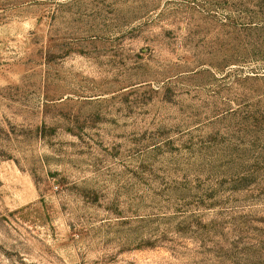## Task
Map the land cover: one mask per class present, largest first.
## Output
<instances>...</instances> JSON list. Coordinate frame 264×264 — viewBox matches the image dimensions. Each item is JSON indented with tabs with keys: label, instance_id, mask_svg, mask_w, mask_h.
<instances>
[{
	"label": "rangeland",
	"instance_id": "374dc122",
	"mask_svg": "<svg viewBox=\"0 0 264 264\" xmlns=\"http://www.w3.org/2000/svg\"><path fill=\"white\" fill-rule=\"evenodd\" d=\"M0 264H264V0H0Z\"/></svg>",
	"mask_w": 264,
	"mask_h": 264
}]
</instances>
